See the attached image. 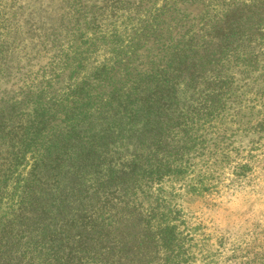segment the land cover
<instances>
[{"label":"trees","instance_id":"obj_1","mask_svg":"<svg viewBox=\"0 0 264 264\" xmlns=\"http://www.w3.org/2000/svg\"><path fill=\"white\" fill-rule=\"evenodd\" d=\"M26 8L0 0V264H195L196 230L143 205L264 107V0H165L91 70L101 28L63 26L62 45Z\"/></svg>","mask_w":264,"mask_h":264},{"label":"rangeland","instance_id":"obj_2","mask_svg":"<svg viewBox=\"0 0 264 264\" xmlns=\"http://www.w3.org/2000/svg\"><path fill=\"white\" fill-rule=\"evenodd\" d=\"M25 2L27 13L41 30L49 34L54 29L62 35V45H66L64 35L68 36L63 26L70 29V41L77 28L102 29L92 37L98 48H87L86 69L91 70L112 57L108 40L115 31L126 41L165 0ZM200 9L190 7L188 11L196 15ZM104 38H108L106 45ZM50 55L41 52L31 68L24 67V73L40 71ZM15 83L1 84L0 91L15 89ZM250 98L251 94L244 95L245 100ZM203 147L187 180L165 181L160 189L152 190L143 207L178 215L186 228L180 226V231L196 230L195 264H264V107L246 102L239 119L228 117L219 131L206 137Z\"/></svg>","mask_w":264,"mask_h":264}]
</instances>
